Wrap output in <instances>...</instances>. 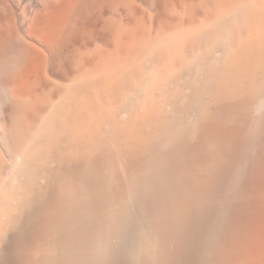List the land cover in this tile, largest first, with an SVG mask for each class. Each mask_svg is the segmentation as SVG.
Segmentation results:
<instances>
[{
  "label": "bare ground",
  "instance_id": "obj_1",
  "mask_svg": "<svg viewBox=\"0 0 264 264\" xmlns=\"http://www.w3.org/2000/svg\"><path fill=\"white\" fill-rule=\"evenodd\" d=\"M154 1L0 29V264H264V0Z\"/></svg>",
  "mask_w": 264,
  "mask_h": 264
},
{
  "label": "rangeland",
  "instance_id": "obj_2",
  "mask_svg": "<svg viewBox=\"0 0 264 264\" xmlns=\"http://www.w3.org/2000/svg\"><path fill=\"white\" fill-rule=\"evenodd\" d=\"M68 0H0V29H31L33 26L34 29H44L49 27V29H71L73 23L80 20L79 11L74 15L68 17L67 19L62 16L63 7L62 5ZM140 1V0H139ZM193 1L189 6V11L183 15L182 25L190 27L192 23H203L205 25V2L203 0H191ZM143 2V0H141ZM164 3V0H155L153 9L148 7V10L154 15L147 27L150 37H154L158 33L164 35L170 29L168 23H163L162 26H158L162 18V9L161 4ZM159 5V6H158ZM158 7V8H157ZM161 11H160V10ZM169 6L166 8L165 13L168 11ZM72 18V20H70ZM217 21V19H215ZM67 22V23H65ZM174 22V21H171ZM170 22V23H171ZM176 22V20H175ZM174 22V23H175ZM177 23V22H176ZM36 24V25H35ZM46 24V26H45ZM81 24V23H80ZM14 26V27H13ZM43 26H45L43 28ZM65 27V28H64ZM73 26L72 28H74ZM162 27L163 29H159ZM196 28V26H194ZM208 25H206V28ZM152 28V29H150ZM167 28V29H166ZM187 31L190 29H186ZM152 31V33H151ZM152 34V35H151ZM151 40V39H150ZM109 44V45H107ZM104 44L105 50L112 48L113 44L107 43ZM94 53L93 48L90 49V54ZM92 59H88L87 63H91ZM9 88V86H8ZM16 101L8 99L7 102L3 105H0V146L5 147L7 141L11 140L12 133L14 129L15 115L11 111V106ZM4 136L6 139L5 144L1 141V137ZM7 148V146H6Z\"/></svg>",
  "mask_w": 264,
  "mask_h": 264
}]
</instances>
